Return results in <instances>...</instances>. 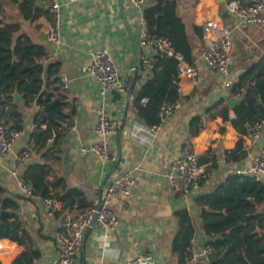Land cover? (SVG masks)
Masks as SVG:
<instances>
[{
    "label": "crops",
    "instance_id": "1",
    "mask_svg": "<svg viewBox=\"0 0 264 264\" xmlns=\"http://www.w3.org/2000/svg\"><path fill=\"white\" fill-rule=\"evenodd\" d=\"M2 1L6 8L10 7L8 0ZM57 1L61 16L60 46L46 40L51 27L49 16L40 17L32 23L20 22L22 32L27 33L35 42L47 46L51 61L61 62L59 75H65L69 80L68 100L75 107V113L71 118V127L57 142L55 150L58 159L53 161L52 167L58 176L66 180L68 187L83 193L82 202L78 207L70 209L61 207L54 216L47 217L43 200L20 196L19 178L25 168L30 163L42 161L39 154L33 151L30 159L18 167L19 178L12 176L14 155L30 139L34 128L32 119L38 112L37 107H24L21 139L9 157L0 161V185L6 189L7 194L19 195L16 213L28 231L35 233V242L41 253L35 264H59L54 232L63 230L67 221L84 204L88 206L98 200L109 175L125 171H132L136 183L129 195H116L112 200L111 209L119 221L116 229L111 232L97 225L88 229L76 264H123L142 254H150L151 259L139 264H175V257L169 249L176 228L174 211L182 208L188 210L196 226L193 239L198 246L204 244L207 238L199 227L201 219L194 198L210 192L228 174L246 170L253 156L264 147V130L262 136L253 141L237 132L229 120L222 119L220 111L227 107L228 98L238 97L226 92L222 88L223 78L201 61L205 42L202 32L196 34L193 26L214 21L231 27L232 48L227 78L234 83L248 66L264 54V25H237L232 16H220V4L216 0H177L178 16L195 46L194 65L198 82L193 84L182 78L179 109L168 116L155 132H148V126L130 109V94L127 99V91L125 94L109 91L101 98L96 81L88 71L91 53L106 49L126 84L132 73L134 46L120 13V0ZM122 4L126 21L138 44L136 27L140 24L142 12L126 0H122ZM38 5L47 8L48 3L39 1ZM11 13L10 9L5 13L7 18ZM11 17L16 16L12 13ZM139 54L138 49L137 60ZM146 77L141 76L140 82ZM214 105L217 107L208 114V109ZM99 108H103L118 121L116 133L108 140L117 153V161L114 163H102L92 153L81 152L82 147L99 139L92 131ZM196 115L204 119L205 124L196 136H191L189 121ZM228 117H234L231 108H228ZM188 137H191L199 159L207 154L208 162L204 165L209 168V175L197 190L183 194L177 190L169 174L172 160L179 154L182 141ZM240 138L243 140L245 158L235 163L227 161L224 151L233 149ZM53 144L52 140L48 142L50 146ZM104 179L106 181L101 187ZM21 251L17 243L0 239V264H12Z\"/></svg>",
    "mask_w": 264,
    "mask_h": 264
},
{
    "label": "trees",
    "instance_id": "2",
    "mask_svg": "<svg viewBox=\"0 0 264 264\" xmlns=\"http://www.w3.org/2000/svg\"><path fill=\"white\" fill-rule=\"evenodd\" d=\"M39 1L8 0L6 8L0 0V123L11 130L23 129L24 107L35 106L38 112L32 119L33 131L30 143L41 162L30 163L21 179L30 184L32 197L46 200L54 198L62 208L78 207L83 193L68 187L66 180L58 176L53 161L58 159L57 142L71 127L75 107L68 100L67 90L62 89L59 74L61 62L50 60L47 46L35 42L21 30V22H35L48 17V6L43 8ZM224 0L219 5L220 16L226 17ZM248 5V0H236ZM15 14L7 18L5 13ZM149 36H160L169 41L173 50L187 63H193L195 46L190 34L177 13V0H149L142 10ZM19 19V20H18ZM141 67L136 64L132 75L127 78V92H130V109L148 127L159 124V113L163 104L181 100V93L173 82L177 75V60L163 56L141 80ZM21 96L14 100L13 94ZM230 94L243 97L233 108L234 117H228V108L220 111L223 120H229L234 129L246 135L253 121H264V54L248 66L234 82ZM217 106L208 109L209 114ZM205 120L199 115L189 121V134L196 136L204 127ZM52 140L54 144L48 145ZM226 160L238 162L245 158L243 140L240 138L231 150H225ZM207 154L198 158L201 164L208 162ZM211 169V167H210ZM209 175V168H207ZM51 177V178H50ZM21 196V195H20ZM23 197V196H21ZM19 195H9L0 185V214H8L0 221V239L17 243L22 251L12 264H35L41 253L35 242V233L25 227L18 216ZM201 219L200 230L206 236L205 244L211 252L202 261H190L191 241L196 226L188 210L174 211L176 228L170 241V254L175 264H264V182L248 175L228 174L223 182L215 185L205 194L194 198ZM81 209L88 207L86 204Z\"/></svg>",
    "mask_w": 264,
    "mask_h": 264
},
{
    "label": "built area",
    "instance_id": "3",
    "mask_svg": "<svg viewBox=\"0 0 264 264\" xmlns=\"http://www.w3.org/2000/svg\"><path fill=\"white\" fill-rule=\"evenodd\" d=\"M131 6L139 12L147 5L148 0H126ZM248 5L243 6L238 1L232 0L225 3L227 15L232 16L239 26L246 25H264V0H248ZM48 12L51 27L46 34V40L56 46L61 44L60 27V5L57 0H48ZM194 32H202V39L205 42V48L201 52L200 59L211 70L215 71L221 78L222 88L230 93L233 82L227 78L230 68L229 53L232 48V29L230 26L218 24L214 21H206L201 26H193ZM138 36V65L141 67L142 76H146L157 58L163 56L174 57L177 60V75L174 83L181 92L180 80L186 78L191 83L198 82V73L194 62L187 63L182 56L176 53L168 40L160 36H149L146 31L143 18L136 27ZM91 62L88 67L89 74L95 79L97 91L101 98L105 97L107 92L115 91L119 94H125L127 84L123 78L118 66L111 54L106 49H99L90 55ZM133 73V72H132ZM132 73L130 75H132ZM62 89L67 90L69 80L65 75H59ZM180 101L171 104H163L159 113V124L148 127V132H155L168 116L179 109ZM118 128L116 118L109 116L103 108H99L95 114V120L92 127L93 133L99 137L97 141L82 147V154L92 153L102 163H114L117 161L115 148L109 145V138L115 134ZM264 130V121H253L247 129L246 136L256 141L262 136ZM22 132L11 130L3 123H0V161H4L12 152L21 139ZM33 147L30 141L21 145L20 149L14 155V168L11 173L13 177H18V167L27 162L33 153ZM170 178H173L177 190L187 194L197 190L202 182L208 177L207 167L201 164L194 149L191 137L182 141L179 154L172 160L170 166ZM237 174L248 175L257 181L264 182V147L260 149L252 158L249 167L246 170H237ZM136 183V176L132 171L112 173L108 176L105 187L95 202L88 207L79 210L70 218L63 230L54 232V240L58 247L59 264H76L78 252L83 242L85 233L95 225L103 227L107 231H114L118 225V217L111 209V203L116 195L127 196L130 194ZM19 193L23 197L31 198L32 189L30 184L19 178ZM45 214L52 217L60 208L61 203L54 199L44 200ZM211 252L207 244L197 245L193 239L190 247V261L196 263L205 260ZM150 254H142L126 260L123 264H139L142 261L150 260ZM113 264V263H98Z\"/></svg>",
    "mask_w": 264,
    "mask_h": 264
},
{
    "label": "water",
    "instance_id": "4",
    "mask_svg": "<svg viewBox=\"0 0 264 264\" xmlns=\"http://www.w3.org/2000/svg\"><path fill=\"white\" fill-rule=\"evenodd\" d=\"M216 2L218 4H221V3H224V0H216ZM120 13H121V16L123 18V22L130 34V37H131V40H132V43H133V46H134V58H133V62H132V71L135 70V67H136V64H137V55H138V45H137V41H136V38L134 37L132 31L130 30L129 28V25L126 21V18H125V15H124V12H123V4H122V0H120ZM129 94L130 92H127V99L129 97ZM13 97H14V100L15 101H18L19 99H21V96L19 94H17L16 92L13 94ZM243 100V97H238V98H235V97H229L227 102H226V106L228 108H231L233 109L235 106H237L238 104H240ZM106 179H104V181L102 182L101 184V187L104 186V183H105ZM8 214L7 211H2L1 214H0V221Z\"/></svg>",
    "mask_w": 264,
    "mask_h": 264
},
{
    "label": "rangeland",
    "instance_id": "5",
    "mask_svg": "<svg viewBox=\"0 0 264 264\" xmlns=\"http://www.w3.org/2000/svg\"><path fill=\"white\" fill-rule=\"evenodd\" d=\"M204 48H205V47H204ZM204 48H203V49H204Z\"/></svg>",
    "mask_w": 264,
    "mask_h": 264
}]
</instances>
